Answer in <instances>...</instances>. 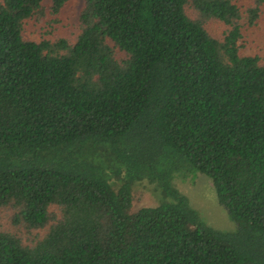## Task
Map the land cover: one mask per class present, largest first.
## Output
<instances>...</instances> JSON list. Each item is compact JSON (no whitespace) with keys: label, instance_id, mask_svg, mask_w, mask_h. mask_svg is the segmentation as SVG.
Returning <instances> with one entry per match:
<instances>
[{"label":"trees","instance_id":"16d2710c","mask_svg":"<svg viewBox=\"0 0 264 264\" xmlns=\"http://www.w3.org/2000/svg\"><path fill=\"white\" fill-rule=\"evenodd\" d=\"M70 1H0V264H264V61L239 45L264 0H84L75 42L24 37ZM144 182L162 203L134 211Z\"/></svg>","mask_w":264,"mask_h":264},{"label":"rangeland","instance_id":"374dc122","mask_svg":"<svg viewBox=\"0 0 264 264\" xmlns=\"http://www.w3.org/2000/svg\"><path fill=\"white\" fill-rule=\"evenodd\" d=\"M50 2L51 0H45L47 6ZM252 2L253 0H239L238 6L245 14ZM83 5L84 0L70 1L59 15V23L54 25V28L47 23L48 20L40 24L28 21L25 24L24 37L35 42H40L45 38L52 40L66 38L75 42L79 34V15ZM261 10L260 18L254 26H244L243 38L239 45L242 55L258 56L264 61V5ZM224 30L225 27L220 23L209 25L210 33L216 37H221ZM172 185L188 199L191 208L199 214L206 226L221 233L236 232L237 224L219 202L216 190L209 178L201 174L181 172L174 176ZM129 192L133 197L134 211L160 205L163 200L160 187L152 182L135 184L129 188ZM0 222L5 223L6 218H2Z\"/></svg>","mask_w":264,"mask_h":264}]
</instances>
